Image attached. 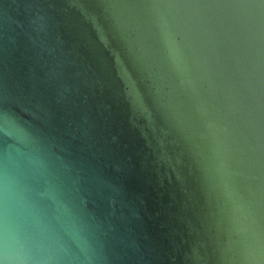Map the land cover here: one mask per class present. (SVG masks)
<instances>
[{
	"label": "water",
	"instance_id": "obj_1",
	"mask_svg": "<svg viewBox=\"0 0 264 264\" xmlns=\"http://www.w3.org/2000/svg\"><path fill=\"white\" fill-rule=\"evenodd\" d=\"M0 264H264V0H0Z\"/></svg>",
	"mask_w": 264,
	"mask_h": 264
}]
</instances>
